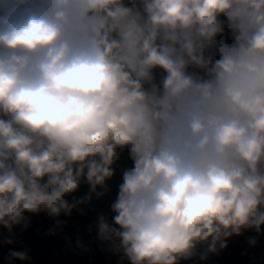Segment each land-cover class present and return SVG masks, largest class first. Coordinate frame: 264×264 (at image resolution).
Returning <instances> with one entry per match:
<instances>
[{"label": "clouds", "instance_id": "9594fccd", "mask_svg": "<svg viewBox=\"0 0 264 264\" xmlns=\"http://www.w3.org/2000/svg\"><path fill=\"white\" fill-rule=\"evenodd\" d=\"M73 211L118 264L258 244L264 0H0V245Z\"/></svg>", "mask_w": 264, "mask_h": 264}, {"label": "water", "instance_id": "95a60500", "mask_svg": "<svg viewBox=\"0 0 264 264\" xmlns=\"http://www.w3.org/2000/svg\"><path fill=\"white\" fill-rule=\"evenodd\" d=\"M60 219L66 221V224L62 229H57L56 235L49 234L56 227L55 218L44 214L33 216L27 230L16 228V244L0 245V264H7L11 249H26L31 257L30 264H107L106 253L101 251L100 245L93 239L94 230L89 232L90 226L94 225V218L81 216L73 211L70 217L62 215ZM248 233L250 236L256 235L252 231ZM4 235H7L6 230ZM78 238L87 250L77 247ZM258 239V244L249 252L229 246L219 255L210 256L207 264H254L264 256V236ZM14 264L25 262L15 261Z\"/></svg>", "mask_w": 264, "mask_h": 264}, {"label": "trees", "instance_id": "16d2710c", "mask_svg": "<svg viewBox=\"0 0 264 264\" xmlns=\"http://www.w3.org/2000/svg\"><path fill=\"white\" fill-rule=\"evenodd\" d=\"M123 166V165H122ZM116 181H119V171H118V175H117V178H116ZM86 191V189H82L80 193H78V195H82L83 192ZM115 197V192L114 193H111L103 202H102V206L104 208V211H107L108 210V204L110 203V201L112 199H114ZM89 216V214L87 215ZM248 237H250V234L247 232L245 233L243 236L241 237H234L232 238L230 241H229V246L232 247V248H235L239 251H242V252H249L251 251L254 247H251L248 245L247 243V240H248ZM101 247V246H100ZM105 252V251H104ZM106 255H107V258L108 260L111 259V257L108 255L107 252H105ZM117 262V261H116ZM254 264H264V256L261 257L258 261H256Z\"/></svg>", "mask_w": 264, "mask_h": 264}, {"label": "rangeland", "instance_id": "374dc122", "mask_svg": "<svg viewBox=\"0 0 264 264\" xmlns=\"http://www.w3.org/2000/svg\"><path fill=\"white\" fill-rule=\"evenodd\" d=\"M116 182H118V181H114V182H113V191H112V193L115 192V183H116ZM102 207H103V206H102ZM103 210H104V208H103ZM89 216L95 219V215H94V214H91V213H90ZM108 255L111 257V261H113L112 264H117L119 258H118L117 256L111 255V254H109V253H108ZM116 261H117V262H116ZM115 262H116V263H115ZM109 263H110V261H109Z\"/></svg>", "mask_w": 264, "mask_h": 264}, {"label": "flooded vegetation", "instance_id": "af4514ba", "mask_svg": "<svg viewBox=\"0 0 264 264\" xmlns=\"http://www.w3.org/2000/svg\"><path fill=\"white\" fill-rule=\"evenodd\" d=\"M109 261H111V259L107 261V264H112V263H113V261H111L110 263H109ZM115 263H116V262H115Z\"/></svg>", "mask_w": 264, "mask_h": 264}, {"label": "built area", "instance_id": "2783aa9c", "mask_svg": "<svg viewBox=\"0 0 264 264\" xmlns=\"http://www.w3.org/2000/svg\"><path fill=\"white\" fill-rule=\"evenodd\" d=\"M111 262V261H110Z\"/></svg>", "mask_w": 264, "mask_h": 264}]
</instances>
